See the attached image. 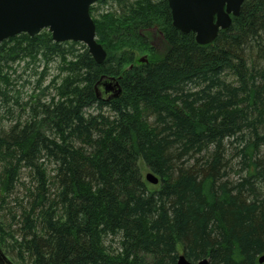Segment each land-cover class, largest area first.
<instances>
[{
    "label": "trees",
    "instance_id": "1",
    "mask_svg": "<svg viewBox=\"0 0 264 264\" xmlns=\"http://www.w3.org/2000/svg\"><path fill=\"white\" fill-rule=\"evenodd\" d=\"M109 1L90 8L103 63L48 29L0 43V252L31 264H264V0H245L206 45L173 25L168 0L97 4ZM57 58L55 96L22 102L16 64ZM5 107L20 110L8 127ZM24 171L19 239L2 213Z\"/></svg>",
    "mask_w": 264,
    "mask_h": 264
},
{
    "label": "water",
    "instance_id": "2",
    "mask_svg": "<svg viewBox=\"0 0 264 264\" xmlns=\"http://www.w3.org/2000/svg\"><path fill=\"white\" fill-rule=\"evenodd\" d=\"M98 0H0V43L28 33L35 36L49 29L57 42H82L98 63L107 58V50L97 40L96 24L90 7ZM104 1V0H101ZM245 0H168L173 25L183 33L193 32L199 44L212 43L220 30L228 29L233 17L240 15ZM146 58L143 57L142 61ZM146 179L153 184L159 178L148 172ZM0 252V256L3 254ZM3 259L5 257L3 256ZM264 263V254L259 257ZM7 264H11L6 260ZM177 264H210L209 259L190 261L180 254Z\"/></svg>",
    "mask_w": 264,
    "mask_h": 264
},
{
    "label": "rangeland",
    "instance_id": "3",
    "mask_svg": "<svg viewBox=\"0 0 264 264\" xmlns=\"http://www.w3.org/2000/svg\"><path fill=\"white\" fill-rule=\"evenodd\" d=\"M114 7V3L109 1L105 4H97L95 5V11H94V16H98L99 13L102 11ZM159 39L157 38L156 45L158 47L159 51H162L163 46L160 45L158 42ZM34 63V62H32ZM62 65L61 61L59 58L51 61L48 65L44 61H40L37 65L31 64L30 66L26 65L24 61L17 63V72L13 73V78H14V84L16 86V91L19 92L20 98L22 102H25L29 99L30 95L34 92H41V90L45 89L46 92V101H49L53 96L56 94V89L53 86L54 80L57 79L58 75L61 73V68L60 66ZM46 71L45 75H42V73ZM38 86V88H36ZM15 92V91H14ZM17 94V93H16ZM11 108V106H9ZM7 109L5 107L2 110V115H5V120H4V125L7 127L10 126L12 123L15 122L17 118V114L20 112L19 109H16L13 114H11V110ZM19 108V107H18ZM52 169V167H51ZM150 170L148 168L143 169V175L144 178L146 177V174ZM33 180L30 177L29 173L27 171H24L22 176H21V181L20 184L17 185L16 190L14 193L11 195L9 199V204H8V210L4 211L2 213V219L6 225L11 227L12 229L16 230V236L20 239L21 235L19 233V224L15 223V220H13V214H20V206L26 203V197H25V186H30L32 184ZM10 209V210H9ZM12 211V212H11ZM14 212V213H13ZM15 223V224H14ZM9 245L12 243V240L9 238L8 240ZM107 243H112V245L116 248L117 247V242L116 241H110L108 240ZM5 250H3L2 253H4ZM5 255V254H4ZM5 257L8 259V261H11L13 263L11 264H31V259L26 258V261L24 263H21L17 256H16V251H12L11 247H8V253H6Z\"/></svg>",
    "mask_w": 264,
    "mask_h": 264
},
{
    "label": "bare ground",
    "instance_id": "4",
    "mask_svg": "<svg viewBox=\"0 0 264 264\" xmlns=\"http://www.w3.org/2000/svg\"><path fill=\"white\" fill-rule=\"evenodd\" d=\"M263 254H264V253H263ZM263 254H262V255H263ZM260 257H261V256H260ZM209 261H210V260H209Z\"/></svg>",
    "mask_w": 264,
    "mask_h": 264
}]
</instances>
